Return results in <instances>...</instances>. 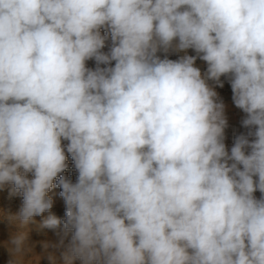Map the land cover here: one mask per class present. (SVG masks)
Returning <instances> with one entry per match:
<instances>
[{
    "label": "clouds",
    "instance_id": "9594fccd",
    "mask_svg": "<svg viewBox=\"0 0 264 264\" xmlns=\"http://www.w3.org/2000/svg\"><path fill=\"white\" fill-rule=\"evenodd\" d=\"M221 77L248 129L230 151ZM9 185L22 197L11 222L63 223L45 251L72 233L65 264H264V0H0ZM27 239L5 242L8 264Z\"/></svg>",
    "mask_w": 264,
    "mask_h": 264
},
{
    "label": "rangeland",
    "instance_id": "374dc122",
    "mask_svg": "<svg viewBox=\"0 0 264 264\" xmlns=\"http://www.w3.org/2000/svg\"><path fill=\"white\" fill-rule=\"evenodd\" d=\"M102 34H104V30L101 29ZM111 46V41L109 40L106 43L104 52H108ZM184 53L178 52H170L168 54V58L172 60H176L179 56ZM188 55H196V53L189 49L187 50ZM158 55L163 58L164 53L160 52ZM113 66L115 62H112ZM86 66L89 68L95 67L94 60L86 61ZM195 66L198 67L203 73L206 68V62L197 58ZM103 67V65H102ZM221 80L224 82V86L222 88L216 87L215 90L218 93L219 98L225 104V115L228 120V127L225 129V140L227 149L230 151L231 147L234 144L235 137L239 134H246L248 129L244 128L241 124L242 119L245 117V113L242 110L238 109L232 100V90L228 79L225 77H221ZM209 84L212 85L213 82L209 81ZM214 86V85H213ZM63 144H67V141H63ZM67 163L69 164V168L62 175H66L71 178L73 182L77 179V173L73 165V161L70 155H67ZM29 178H31V174H29ZM59 179V177H57ZM55 185V181H54ZM61 189L59 187H53V189L49 192V195L52 196L54 200L53 207L51 209V213L60 218L61 221L65 219V202L60 197ZM257 198L260 197L261 193L257 191L254 194ZM22 204V197L19 193L12 194L11 186H7L4 189L0 190V264H8L9 260L12 258L7 248L4 246L5 242H7L10 237L19 232H26L28 234L27 246L32 249L30 253L27 255L21 256L20 264H53V261L48 258V254L51 253L55 256L54 264H65V260L61 256V253L65 250L68 245L72 233L69 232L68 236L64 240V246L59 248L49 247L47 251H45L43 244L48 242L50 244H58L60 237L56 235L57 231H61L63 229V223H61L59 229L51 230V229H43L39 230L40 223L49 215L48 212H45L41 216L34 217V222H30L26 226L21 227L18 223L11 222L8 217L17 213ZM73 264H81L79 259L73 261Z\"/></svg>",
    "mask_w": 264,
    "mask_h": 264
}]
</instances>
